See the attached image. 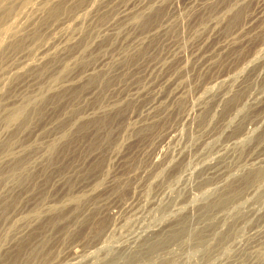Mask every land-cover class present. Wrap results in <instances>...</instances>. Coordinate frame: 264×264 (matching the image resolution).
<instances>
[{
  "label": "rangeland",
  "instance_id": "374dc122",
  "mask_svg": "<svg viewBox=\"0 0 264 264\" xmlns=\"http://www.w3.org/2000/svg\"><path fill=\"white\" fill-rule=\"evenodd\" d=\"M3 3L0 264H264V0Z\"/></svg>",
  "mask_w": 264,
  "mask_h": 264
},
{
  "label": "bare ground",
  "instance_id": "6f19581e",
  "mask_svg": "<svg viewBox=\"0 0 264 264\" xmlns=\"http://www.w3.org/2000/svg\"><path fill=\"white\" fill-rule=\"evenodd\" d=\"M6 1V0H5ZM42 1H45V0H42ZM24 2H25V0H24ZM243 2V1H242ZM2 7H4V3H3V0H0V8L2 9ZM4 9V11H5V8H3ZM7 10V9H6ZM11 10V9H10ZM12 15H14L13 13H12ZM16 16V15H15ZM11 17V16H10ZM257 17V16H256ZM254 19V18H253ZM11 21V20H10ZM19 21V20H18ZM254 21V20H253ZM4 22V21H3ZM7 22V21H6ZM247 22H249V21H247ZM252 22V21H251ZM7 23H9V22H7ZM6 23V24H7ZM1 25V24H0ZM3 25H5V24H3ZM249 25V24H248ZM247 26V25H246ZM252 26V25H251ZM248 29V28H247ZM245 30V29H244ZM248 31V30H247ZM11 32V29H10V27H8V29H6L5 31H4V34H14V32H12V33H10ZM21 32V31H20ZM210 32V31H209ZM241 32H243V31H241ZM3 38H4V36H3ZM12 44V43H11ZM42 55V54H41ZM100 64V63H99ZM97 67H99L98 65H96V66H94V67H92L90 70V72H93L94 70H96V68ZM219 80V79H218ZM40 98V97H39ZM20 101V100H19ZM133 101V100H132ZM18 103V102H17ZM23 103V104H22ZM22 103H19V104H17L15 107H13L10 111H9V113L6 115V120H7V122H13V121H17V120H19L21 117H23V115L25 114V109H26V105L24 104V101L22 102ZM148 106V105H147ZM147 106H145V107H147ZM27 110V109H26ZM30 111V110H29ZM148 111V110H147ZM150 111V110H149ZM145 112V111H144ZM26 113H28V112H26ZM26 115V114H25ZM24 115V116H25ZM249 136V135H248ZM261 177V176H260ZM255 179V178H254ZM253 180V179H252ZM22 213V212H21ZM19 214H20V212H19ZM264 216V215H263ZM13 217H15V216H13ZM135 237V236H134ZM137 238V237H136ZM163 239H160L159 241L161 242ZM165 240V239H164ZM132 242V241H131ZM152 244V243H151ZM145 245H147V244H145ZM114 246V245H113ZM117 246V245H116ZM255 246V245H254ZM116 248V247H115ZM153 248H156V246L155 247H151V246H145V248H144V251L143 252H138L137 250V252L136 251H132L133 253H131V254H133L132 256H131V254H129V255H127V256H125V255H121V254H117V255H115V257H113V258H111V259H108V260H106V261H104L102 264H134L136 261H138V260H143V259H149V257H150V255H149V253L151 252L150 250H152ZM156 250V249H155ZM145 252V253H144ZM120 253V252H119ZM126 253V252H125ZM144 253V254H143ZM92 255V254H91ZM83 258V257H82ZM91 259V258H90ZM84 260V259H83ZM86 260V259H85ZM78 261V260H77ZM93 261V260H92ZM82 262V261H81ZM78 263V262H77Z\"/></svg>",
  "mask_w": 264,
  "mask_h": 264
}]
</instances>
